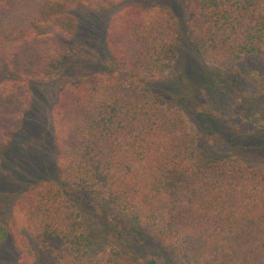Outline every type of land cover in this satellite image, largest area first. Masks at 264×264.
I'll return each mask as SVG.
<instances>
[{"label":"trees","instance_id":"16d2710c","mask_svg":"<svg viewBox=\"0 0 264 264\" xmlns=\"http://www.w3.org/2000/svg\"><path fill=\"white\" fill-rule=\"evenodd\" d=\"M121 1L0 0V68L22 80L0 82V157L30 106L25 81L63 70L64 42L75 30L67 11ZM187 9L185 38L204 60L224 66L264 58V0H188ZM178 37L168 7L126 6L109 21L101 69L59 90L52 109L56 178L30 184L8 227L0 223V242L9 233L16 264H117L116 248L131 230L152 248L144 264H264V168L222 159L197 172L185 119L151 89ZM247 77L264 101V73ZM243 118L251 125L243 138H264L255 109L243 107ZM185 193V201L171 200ZM97 216L114 253L86 256L92 237L83 223ZM140 224L148 226L144 237Z\"/></svg>","mask_w":264,"mask_h":264},{"label":"rangeland","instance_id":"374dc122","mask_svg":"<svg viewBox=\"0 0 264 264\" xmlns=\"http://www.w3.org/2000/svg\"><path fill=\"white\" fill-rule=\"evenodd\" d=\"M157 4L168 7L176 17L179 37L172 60L151 89L171 102L185 119L194 139V169L203 172L210 163L222 159L240 160L249 167L264 168V138H243V132L251 130V125H243V107L255 109L264 126L263 96L247 77L251 71L264 73V58L242 56L224 66L204 60L185 38L188 0H122L104 9L72 8L67 13L75 21V30L64 42L63 70L47 81H25L31 95L30 106L0 157V223L4 227L7 228L11 220L15 200L30 184L56 178L52 109L59 90L101 69L107 55L106 37L112 16L129 5ZM10 80L22 81L5 66L1 67L0 82ZM261 87L263 93L264 84ZM177 181L183 182V178ZM186 195L170 197L173 202L181 203ZM107 229L100 216L85 219L82 232L86 234L91 230L92 237L88 238L90 244L84 249L86 256L114 253ZM136 231L142 236L148 226L140 224ZM129 235L125 245L116 248L117 264H144L152 248L139 244L133 230ZM17 259L8 233L0 242V264H16Z\"/></svg>","mask_w":264,"mask_h":264}]
</instances>
